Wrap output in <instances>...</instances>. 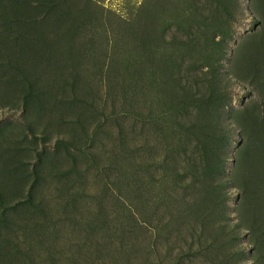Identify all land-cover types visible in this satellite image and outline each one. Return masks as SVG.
Segmentation results:
<instances>
[{
	"label": "rangeland",
	"instance_id": "1",
	"mask_svg": "<svg viewBox=\"0 0 264 264\" xmlns=\"http://www.w3.org/2000/svg\"><path fill=\"white\" fill-rule=\"evenodd\" d=\"M0 264H264V0H0Z\"/></svg>",
	"mask_w": 264,
	"mask_h": 264
}]
</instances>
